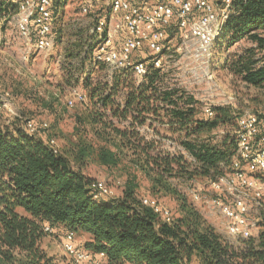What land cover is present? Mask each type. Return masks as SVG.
I'll return each instance as SVG.
<instances>
[{
  "label": "trees",
  "instance_id": "obj_1",
  "mask_svg": "<svg viewBox=\"0 0 264 264\" xmlns=\"http://www.w3.org/2000/svg\"><path fill=\"white\" fill-rule=\"evenodd\" d=\"M8 7L16 8L2 5L0 15L8 16ZM59 39L57 36L58 42ZM220 40L219 46L227 48L243 41L252 44L232 59L226 56L224 68L247 86L264 89V66L256 59L264 51V0H235ZM151 66L139 84L132 80L131 71L124 70L116 72L111 83L94 85L81 103L89 110L83 120L97 134L118 139L114 151L99 149L100 164L116 167L129 152V162L150 182L151 193L175 195L183 215L177 219L172 215L171 223L162 221L151 208L141 204L137 177L131 175H127L120 194L95 198L91 187L95 180L81 169L82 161L88 157L85 145L77 147L70 157L61 150L54 154L47 145L49 137L40 136L46 131L40 129L36 135H28L21 126L12 125L11 129L3 125L0 264H59L40 247L46 226L52 232L62 229L72 233L77 247L91 256L88 264H264L262 199L259 217L254 219L256 235L241 241V247H234L197 211L186 206L168 183L170 177L186 176L188 180L203 178L210 184L231 172L236 141L223 139L220 145H214L206 136L228 125V109L218 108L213 110L212 118H199L193 98L165 86L166 75ZM123 90L124 102L116 103L113 97ZM107 108L110 117L100 111ZM110 118L127 122L125 130L113 125ZM145 125L153 131L150 139L137 130ZM165 126L170 133L182 134L178 140L182 151L176 155L160 149L163 138L158 128ZM77 234L87 235L88 239L80 244Z\"/></svg>",
  "mask_w": 264,
  "mask_h": 264
},
{
  "label": "rangeland",
  "instance_id": "obj_2",
  "mask_svg": "<svg viewBox=\"0 0 264 264\" xmlns=\"http://www.w3.org/2000/svg\"><path fill=\"white\" fill-rule=\"evenodd\" d=\"M62 1H53L51 27L54 46L48 51H36L34 37L22 39L17 35L14 18L16 8L8 7L10 14L0 15V93L9 95L8 101L13 110L11 116L7 114L0 116V126L7 125L12 129V125L19 127L26 120H32L37 124L47 123L48 130L40 136L44 139L46 136L54 138L63 155L70 157V154L76 152L77 147L80 148L81 145L88 148V152L86 151L88 157L82 161L81 167L85 175L96 181H103L116 194L121 192L127 175L136 176L139 198H154L172 213L174 219L181 217L183 212L176 196L163 192L153 195L150 191V182L129 162V152L116 167L100 164L97 158L99 149L105 147L114 151V143L118 142V139L105 138L97 134L95 128H91L83 120L89 112L86 104L75 103L73 107H68L67 101L71 99L73 89L88 96L94 85L103 86L105 83H111L116 72L105 65L93 63L91 55L96 40L89 33L97 16L110 14L111 0H66L65 5L61 7ZM2 5L15 4L10 0H0V8ZM86 5L91 6L90 12L83 13L82 8ZM57 36L60 37L59 42L56 40ZM75 45L79 47L75 48ZM251 46L249 41H243L230 48L225 45L216 46L209 58L202 59L196 54L193 45H181L175 25L167 30V42L161 56L162 68L159 70L161 74L166 75L164 85L176 88L184 97H192L199 118L204 117L203 108L206 107L213 110L226 108L229 111L228 125L218 127L206 135L214 145H220L223 139L235 140L237 118L247 114H264V89L247 86L224 68L226 56L232 59ZM69 54L72 56L68 57ZM151 56L152 54L144 48L134 57ZM261 58L262 53L259 52L256 59L259 61ZM209 71L214 74L213 80L207 77ZM131 78L138 84L142 81L132 75ZM86 82L89 83L88 87L85 86ZM125 97L126 92L123 90L113 99L116 103L122 104ZM100 111L107 117L111 116L109 108ZM110 119L113 125L123 131L124 125L128 124L116 118ZM146 127L145 125L137 130L150 139L154 136L153 131ZM158 130L160 137L163 138L160 149L173 155L182 151L178 145L182 134L170 133L166 126ZM235 156L236 151L232 159ZM225 171H228V167H225ZM257 178L263 184L261 203L264 204V174L257 175ZM168 183L176 191L177 196L184 200L186 206L197 211L209 224L211 222L210 225H214L213 227L227 242L234 247H241V241L244 239H234L226 234L224 219L209 203L212 191L208 180L203 178L188 180L186 176L170 177ZM194 191L200 194V201L193 200L191 193ZM259 209L250 207V219L259 217ZM64 236V230L53 229L52 233H45L40 240L41 249L59 264L70 263V257L62 248ZM76 240L79 239L76 237ZM99 264L107 263L101 261Z\"/></svg>",
  "mask_w": 264,
  "mask_h": 264
},
{
  "label": "built area",
  "instance_id": "obj_3",
  "mask_svg": "<svg viewBox=\"0 0 264 264\" xmlns=\"http://www.w3.org/2000/svg\"><path fill=\"white\" fill-rule=\"evenodd\" d=\"M54 0H10L17 12L15 30L22 39L34 37L36 51H48L53 48L52 16ZM235 0H111L108 16H97L95 24L89 30L96 43L92 49V61L105 65L115 72L131 71L136 79H143L150 66L162 68V54L167 42V30L175 25L181 39V45H193L196 54L209 58L213 48L219 46L225 23L232 13ZM90 5L82 8L83 13L90 12ZM33 35V36H32ZM146 48L152 56L134 57ZM259 62L264 66V51ZM209 80L214 74L207 73ZM8 94L0 93V116L13 115ZM86 94L77 89L71 91L68 107L83 103ZM205 117L212 118L210 107L203 108ZM28 135L48 130L47 123L37 124L26 120L21 124ZM149 131V130H148ZM236 156L231 162V172L209 184L212 191L210 205L224 219L226 234L234 239H248L256 235V221L250 219V207L260 206L263 184L256 175L264 174V115L247 114L236 119ZM47 145L54 154L59 146L54 138ZM95 198L115 197L117 194L103 181H94L91 185ZM194 201L201 196L192 192ZM141 204L152 209L164 222L171 223L172 213L151 197H141ZM45 233H52L48 226ZM62 248L70 257L72 264H88L91 256L77 247L72 233H65ZM103 257V254L99 255ZM199 264V263H196Z\"/></svg>",
  "mask_w": 264,
  "mask_h": 264
},
{
  "label": "crops",
  "instance_id": "obj_4",
  "mask_svg": "<svg viewBox=\"0 0 264 264\" xmlns=\"http://www.w3.org/2000/svg\"><path fill=\"white\" fill-rule=\"evenodd\" d=\"M118 194H120V193H118ZM210 224H212V223L210 222ZM212 226H214V225H212ZM76 237L79 239V240H76V241L78 243H80V244H83L88 239V236L84 235V234H77Z\"/></svg>",
  "mask_w": 264,
  "mask_h": 264
}]
</instances>
